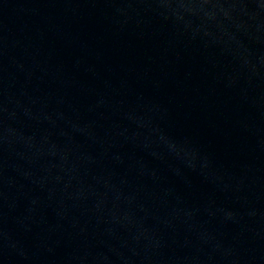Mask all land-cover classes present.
<instances>
[{"label": "water", "instance_id": "95a60500", "mask_svg": "<svg viewBox=\"0 0 264 264\" xmlns=\"http://www.w3.org/2000/svg\"><path fill=\"white\" fill-rule=\"evenodd\" d=\"M0 264H264V0H0Z\"/></svg>", "mask_w": 264, "mask_h": 264}]
</instances>
